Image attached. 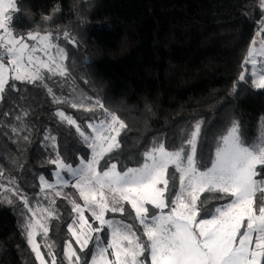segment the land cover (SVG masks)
I'll return each instance as SVG.
<instances>
[{"label":"trees","instance_id":"obj_1","mask_svg":"<svg viewBox=\"0 0 264 264\" xmlns=\"http://www.w3.org/2000/svg\"><path fill=\"white\" fill-rule=\"evenodd\" d=\"M257 2L18 0L21 11L14 14L13 23L19 33L51 32L65 47L70 75L44 81L56 96L85 106L99 99L125 122L121 155L116 158L118 167L138 166L141 154L153 141L163 140L170 149L178 146L182 135L198 120L204 121L202 142L206 147L202 151L207 163L214 151V138L232 119L240 120L252 137L264 116V94L243 83L235 93L232 91L257 30ZM45 16L52 19L45 21ZM65 32L69 39L75 38L76 45L65 39ZM16 83L20 91L10 92L0 102V169L4 173L0 184L11 187L9 179L14 178L31 207L55 210L58 218L37 213L49 227L47 238L38 233L37 241L46 262L51 259L47 256V245H51L58 264H68L63 255L66 242L83 255L67 232L75 216L70 199L81 205L84 202L71 185L56 189L68 199L55 196L52 189L41 192L38 177L53 180L55 170L45 163L55 153L43 146L49 143L44 136H56L61 154L75 166L76 154L65 151L66 145L75 143V128L61 123L55 113L64 111L87 131L86 121L101 113L99 109L93 113L67 103L55 104L46 88ZM13 127L17 131L13 132ZM3 194L0 189V196ZM50 199L55 200L54 205H50ZM217 203L223 201H213ZM30 217L18 199L14 207L0 205V264H39L22 227ZM132 217L134 213H126L123 220L142 231ZM100 235L106 243L107 232Z\"/></svg>","mask_w":264,"mask_h":264},{"label":"snow or ice","instance_id":"obj_2","mask_svg":"<svg viewBox=\"0 0 264 264\" xmlns=\"http://www.w3.org/2000/svg\"><path fill=\"white\" fill-rule=\"evenodd\" d=\"M257 7V30L241 62L233 93L243 83L257 94H264V0H258ZM20 11L18 0H0V102L10 92L20 91L19 82L46 88L55 104L67 103L71 108L93 113L99 109L101 113L86 121L90 131L64 111L55 113L61 123L75 128V143L65 146V151L76 154L75 166L61 154L56 136H44L49 143L43 146L55 153L45 161L55 166V183L40 175L41 192L52 189L55 196L68 199L56 189L71 185L84 202L81 205L70 199L75 217L67 225V232L83 255L66 242L63 255L68 264H264V116L252 137L240 120L232 119L225 131L214 138V151L208 155L207 163L202 151L206 147L202 142L204 121L198 120L182 135L178 146L170 149L163 140L153 141L141 154L138 166L118 167L120 138L127 125L99 99L85 106L55 95L44 81L70 75L64 63L67 53L52 42L51 32H17L14 14ZM43 19L48 21L52 16ZM64 37L77 44L67 32ZM38 52H43L47 60ZM12 131L17 129L13 127ZM62 173L72 180L65 179ZM3 176L0 169V178ZM9 184L12 186L0 184L4 193L0 205L14 207L16 199L20 201L31 213L22 227L36 260L39 264H58L52 246L47 245L51 259L46 262L36 240L38 233L45 238L49 233V227L42 222L45 218H37V213L58 218L55 210L34 209L14 178L9 179ZM49 203L54 205L55 200ZM125 205L130 206L129 215L134 213L132 218L142 231L123 220L106 218L108 213L125 215ZM93 223L97 226L93 227ZM104 232L108 235L106 243L100 235Z\"/></svg>","mask_w":264,"mask_h":264},{"label":"rangeland","instance_id":"obj_3","mask_svg":"<svg viewBox=\"0 0 264 264\" xmlns=\"http://www.w3.org/2000/svg\"><path fill=\"white\" fill-rule=\"evenodd\" d=\"M41 34L43 35L44 33H41ZM52 42L55 43V44H58L59 47H62V48L65 49V47L63 45H60L54 37H53V41ZM32 43H34V42H32ZM51 54L52 55H55L56 54V50L55 49H52L51 50ZM37 55L40 56L43 60H47V56L43 52H38ZM64 63H65V61H64ZM125 208H126V213H130L131 212V209H130V206L129 205H125ZM112 214H119V213H109V215L108 214L106 215V218H112V219H115V220H123V218H124V215L123 216H120V217H116V216H113ZM86 217H90V213L86 212ZM71 222H72V220H71ZM89 222L92 223L91 219H89ZM124 222L125 223H128L126 221H124ZM36 240H37V237H36Z\"/></svg>","mask_w":264,"mask_h":264},{"label":"crops","instance_id":"obj_4","mask_svg":"<svg viewBox=\"0 0 264 264\" xmlns=\"http://www.w3.org/2000/svg\"><path fill=\"white\" fill-rule=\"evenodd\" d=\"M62 176L65 178V179H68V180H72V177H70L68 174L66 173H62ZM49 182L51 183H55V177L53 178V180H49ZM83 205V204H82ZM85 216H86V212H85ZM110 259H112V257L110 256L109 257Z\"/></svg>","mask_w":264,"mask_h":264}]
</instances>
